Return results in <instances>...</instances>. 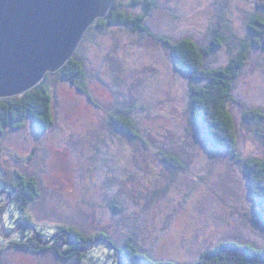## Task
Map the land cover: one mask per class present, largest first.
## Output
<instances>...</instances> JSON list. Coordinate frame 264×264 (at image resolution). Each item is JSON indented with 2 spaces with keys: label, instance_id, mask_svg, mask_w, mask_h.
Instances as JSON below:
<instances>
[{
  "label": "rangeland",
  "instance_id": "374dc122",
  "mask_svg": "<svg viewBox=\"0 0 264 264\" xmlns=\"http://www.w3.org/2000/svg\"><path fill=\"white\" fill-rule=\"evenodd\" d=\"M118 1L134 14L143 9ZM156 2L147 19L154 33L174 41L192 38L202 47L215 34L224 36L222 47L206 58L214 68L253 40L249 22L264 14L257 0ZM250 50L234 94L247 107L264 109V43ZM73 57L84 63L87 92L59 70L50 72L41 82L55 97L53 127L41 132L28 118L21 128L6 129L3 158L36 177L40 195L11 218L12 196L0 189V207L6 203L0 264H102L96 259L107 249L102 239L95 241L93 257L81 261L10 242L28 229L62 223L90 234L106 231L118 243L132 235L152 257L179 263L223 240L264 247V219L253 208L243 165L244 159L264 158V121L245 120L243 106L231 102L236 156L206 146L191 118L196 82L174 66L170 46L146 32L94 26ZM121 109L134 120L138 137L111 123V113ZM26 214L33 225L24 221ZM118 262L123 264L121 257Z\"/></svg>",
  "mask_w": 264,
  "mask_h": 264
},
{
  "label": "trees",
  "instance_id": "16d2710c",
  "mask_svg": "<svg viewBox=\"0 0 264 264\" xmlns=\"http://www.w3.org/2000/svg\"><path fill=\"white\" fill-rule=\"evenodd\" d=\"M130 4L132 6L142 4L143 9L140 13L134 14L125 9L122 2L115 0L107 16L97 19L88 31L94 26L103 28L111 24H120L132 31L146 32L168 44L174 66L196 82L191 84V118L205 145L216 152L236 156L239 139L235 117L229 103L236 102L243 106L245 120L257 125L264 121V109L247 107L234 94L236 81L249 60L250 46L264 43V14H257L249 22L253 40L244 43L238 54L233 56L226 65L214 68L207 66L206 58L217 48L222 47L224 42L222 34H215L211 43L204 47L192 38L185 37L174 41L154 33L147 24L150 13L156 7V0H132ZM257 6L264 9V0H257ZM59 72L68 82L82 92H87L83 81L85 66L80 58H71ZM54 99V94L43 82L21 95L0 98V189L12 196L13 202L7 212L11 218H14L16 213L25 211V208L34 202L40 195V186L36 177L13 168L3 158L6 129H19L30 118L39 131L47 133L55 124ZM111 119V123L123 132L133 137L139 136L134 120L122 109L118 113H111ZM243 165L248 176L253 208L255 213L264 219V158H247L244 159ZM4 205L0 207L1 225L2 210L6 207V203ZM25 216L24 221L33 225L30 216L27 214ZM15 237L18 239L10 240V242L26 250L40 253L53 249L61 257H75L78 261L87 259L89 256L93 257L91 254L95 251L93 245L96 240L102 239L106 242L107 249L101 256H96L102 264H120L118 262L120 257L123 264H264V247L237 240H223L202 251L196 260L179 263L173 259L152 257L140 248L132 235L123 243H118L106 231L90 234L77 226L64 223L50 226V228L38 226L37 231L28 229L27 233ZM6 241V238H2V242ZM42 241L51 242L44 244Z\"/></svg>",
  "mask_w": 264,
  "mask_h": 264
},
{
  "label": "water",
  "instance_id": "95a60500",
  "mask_svg": "<svg viewBox=\"0 0 264 264\" xmlns=\"http://www.w3.org/2000/svg\"><path fill=\"white\" fill-rule=\"evenodd\" d=\"M115 0H0V98L21 95L73 58Z\"/></svg>",
  "mask_w": 264,
  "mask_h": 264
}]
</instances>
